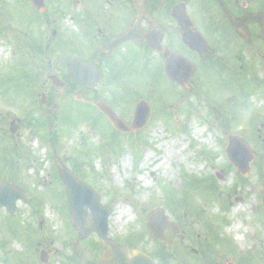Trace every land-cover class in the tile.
<instances>
[{"label": "rangeland", "instance_id": "374dc122", "mask_svg": "<svg viewBox=\"0 0 264 264\" xmlns=\"http://www.w3.org/2000/svg\"><path fill=\"white\" fill-rule=\"evenodd\" d=\"M28 1L0 0V130L22 120L23 128H30L24 135L32 137L23 147L39 162L16 168L4 163L3 151L12 143L0 139V176L31 196L19 202L16 217L0 209V264H79L73 250L79 236L59 163L80 172H74L77 179L92 185L110 207L109 237L146 252L157 264H210L209 249L215 259L264 264V67L255 41L241 45L228 35L233 43H214L216 57L210 61L190 57L196 75L188 88L168 79L166 66L152 62L149 52H137V62L117 66L99 93L77 101L74 94L56 93L48 80L66 71V56L57 46L61 38L53 40L52 25L42 39L51 44L43 62L30 51L34 34L26 24L35 12ZM187 1L203 31L211 33L217 23L207 17L212 2ZM47 3L61 33L62 0ZM44 94L56 105L52 115L42 110ZM99 101L129 126L145 102L148 122L141 130L122 133L95 107ZM197 129L202 136L195 135ZM230 135L244 137L256 150L247 177L227 157ZM165 143L173 145L172 157ZM160 207L180 224L176 235L166 229L173 240L169 246L146 227L148 213ZM121 208L126 214L117 223ZM82 246L95 256L104 250L96 234ZM43 250L48 263L41 262Z\"/></svg>", "mask_w": 264, "mask_h": 264}, {"label": "flooded vegetation", "instance_id": "af4514ba", "mask_svg": "<svg viewBox=\"0 0 264 264\" xmlns=\"http://www.w3.org/2000/svg\"><path fill=\"white\" fill-rule=\"evenodd\" d=\"M209 1L212 2L214 10H211L207 17L210 22L217 23L212 25L211 33L206 34L201 22H198L190 11L187 0H62L59 16L63 24L62 31L59 33V30L55 28L58 19L51 15V6L46 0L45 11L40 13L32 7L35 16H32L26 24V27L34 34L30 51L34 57H39L43 62L51 44L42 39L45 38L47 27L52 25L54 27L53 40L61 38L57 46L62 48L66 56L62 62L66 71L60 77L53 74L48 80L52 82V89L56 93L74 94L77 101H83L90 92L99 93V86L94 91L79 85L69 71V66L73 62H79L85 69L101 75L105 84L107 80L113 78L114 68L137 62L139 60L136 58L137 52H149L152 62L165 66H167L166 53L183 57L187 61L192 58L206 62L210 61V57L211 59L216 57L214 43L230 45L234 38L241 45L255 41L257 48L255 54L264 67V27L261 22L264 18V0ZM179 5H185L193 23L192 31L201 33L207 40L210 47L208 55L201 56L184 43L182 28L173 17V11ZM215 6L218 9L216 12ZM232 20L247 23L245 32L248 39L234 29ZM219 24L223 25V33L218 31ZM228 35L232 37L231 40L226 39ZM258 67L261 68L259 63ZM52 100L46 94L43 95L41 106L46 115H52L55 110L56 105ZM22 124V120L14 119L10 122L9 130L6 127L0 130L1 141L12 143V146L5 147L6 153L3 151V162L13 164L15 168L20 164L39 162V158L31 157L30 149L23 147L24 140L25 142L31 141L32 137L29 132H26L28 135H24L23 131L30 128H23ZM51 135L50 140L53 142L52 132ZM59 164L57 173L60 177V169L64 164ZM17 174L21 175L19 169H17ZM215 257L209 249L208 258L212 261L210 264L232 263L228 258L215 259Z\"/></svg>", "mask_w": 264, "mask_h": 264}, {"label": "water", "instance_id": "95a60500", "mask_svg": "<svg viewBox=\"0 0 264 264\" xmlns=\"http://www.w3.org/2000/svg\"><path fill=\"white\" fill-rule=\"evenodd\" d=\"M31 2L39 11H44L45 0H31ZM173 16L184 31L185 44L193 50L198 51L202 56L209 53L208 45L203 37L200 34H193L191 31L190 27L192 23L184 10V6H178L174 10ZM261 22L264 27V18L261 19ZM232 23L238 32L247 37L245 32L247 23H238L235 20H232ZM167 58L169 77L180 85L188 87L189 79L194 74V68L183 58L175 56H167ZM69 71L82 86L95 88L98 83H102L101 75L85 69L78 62H73L69 66ZM97 106L106 114L113 125L123 132L142 129L146 125L149 116L147 104L142 103L137 110L133 126L129 128L109 106L104 103H97ZM227 155L229 160L243 175L248 176L250 174V165L255 159V150L243 138L236 135L229 136ZM61 175L66 185L72 224L81 236L74 246L75 253L80 258L81 264H154L144 253L139 251L130 252L127 247L121 248L113 243L108 236V220L112 212L109 208L101 205L100 195L87 184L77 181L68 169H63ZM27 199L22 191L0 180V208L6 207L11 214L16 215L18 213L17 202L19 200L26 201ZM89 209L92 212L91 222L87 221ZM147 227L150 234L159 240H163L168 245L171 244V238L165 234L164 230L167 227H171L173 233H178L179 230V225L169 221L163 208L149 213ZM93 233L98 234L100 240L105 245V253L99 259L94 258L89 251L80 246L81 240L87 239ZM42 261L47 262V256L43 255Z\"/></svg>", "mask_w": 264, "mask_h": 264}, {"label": "bare ground", "instance_id": "6f19581e", "mask_svg": "<svg viewBox=\"0 0 264 264\" xmlns=\"http://www.w3.org/2000/svg\"><path fill=\"white\" fill-rule=\"evenodd\" d=\"M195 135H200L202 136L203 134L199 132V130H195ZM202 134V135H201ZM165 147H168L167 148V153H168V157H172L174 155V153L171 152V150L173 149V145H169V143H165V145H163ZM148 161H150V156L148 157L147 159ZM167 161L164 160L163 163H161L160 166H162L163 164H165ZM239 208H235L234 212L235 213H238L239 212ZM124 214H126V210L124 208H121L120 211H119V217L117 218L116 222L119 223L121 220H122V217L124 216ZM240 225V224H239ZM241 226V225H240ZM237 239H239V237H236ZM178 257V256H177Z\"/></svg>", "mask_w": 264, "mask_h": 264}, {"label": "trees", "instance_id": "16d2710c", "mask_svg": "<svg viewBox=\"0 0 264 264\" xmlns=\"http://www.w3.org/2000/svg\"><path fill=\"white\" fill-rule=\"evenodd\" d=\"M163 256H165V255H163ZM166 259H167V257H165Z\"/></svg>", "mask_w": 264, "mask_h": 264}]
</instances>
